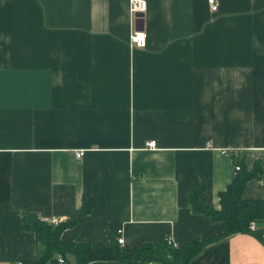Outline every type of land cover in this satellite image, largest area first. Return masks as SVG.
<instances>
[{"label":"crops","instance_id":"obj_1","mask_svg":"<svg viewBox=\"0 0 264 264\" xmlns=\"http://www.w3.org/2000/svg\"><path fill=\"white\" fill-rule=\"evenodd\" d=\"M215 1L145 0L135 46L128 0H0V264L36 258L25 213L60 222L82 194L94 205L61 238L92 248L221 232L188 194L218 207L222 150L264 169V0ZM242 196L264 198V172ZM187 264H264V246L234 233Z\"/></svg>","mask_w":264,"mask_h":264},{"label":"trees","instance_id":"obj_2","mask_svg":"<svg viewBox=\"0 0 264 264\" xmlns=\"http://www.w3.org/2000/svg\"><path fill=\"white\" fill-rule=\"evenodd\" d=\"M233 165V175L226 187L218 192V207L203 206L198 196L203 185L188 194L189 208L193 213L203 214L212 221L221 224V232L208 238L193 237L188 241L168 245L163 240L155 243H142L131 248H123L110 235L108 246L98 244L92 248L88 242L76 241L72 236L61 238L64 229L82 221L94 205V200L87 194H82L80 205L70 216L56 224L42 221L34 213H25L22 227L35 233L37 255L33 261L24 264H57V257H62L66 263L89 264L92 261H105L109 264H148L145 257L156 258V264H187L206 245L223 239L234 233L249 232L264 246V227L249 230L250 222H264V198H244L243 186L246 181L257 178L264 172L258 161L251 167H246L243 158L230 153ZM237 166V169H234ZM53 256H56L55 258Z\"/></svg>","mask_w":264,"mask_h":264},{"label":"built area","instance_id":"obj_3","mask_svg":"<svg viewBox=\"0 0 264 264\" xmlns=\"http://www.w3.org/2000/svg\"><path fill=\"white\" fill-rule=\"evenodd\" d=\"M206 3L208 4L209 9L211 11L216 10L217 3L215 0H206ZM145 7H146L145 0H128V11H129V14L131 15V17L133 19H136L137 15L139 13H143L145 10ZM144 42H145V32L143 30H134L129 36V44H131V45L143 46ZM263 99H264V92H263ZM147 146L151 147V148L154 147V141L147 142ZM222 153L227 155V156L229 155V153L224 151V150H222ZM81 155H82V151H80V150L74 152V156L77 158H79ZM234 169L236 170L237 166H234ZM44 221L51 223V224H56L59 222L55 218H52L49 220H44ZM248 228H249V230L254 229L253 222L249 223ZM164 241L168 245H172V246L175 245L173 243V241L170 239V237H165ZM116 242L118 244H120L122 242V238L121 237L116 238ZM17 264H21V263H17ZM57 264H68V263H66V261L62 257L58 256L57 257Z\"/></svg>","mask_w":264,"mask_h":264},{"label":"water","instance_id":"obj_4","mask_svg":"<svg viewBox=\"0 0 264 264\" xmlns=\"http://www.w3.org/2000/svg\"><path fill=\"white\" fill-rule=\"evenodd\" d=\"M142 16H143V13H139L137 15V18L134 21L135 29L136 30H137V28L140 29V30H142Z\"/></svg>","mask_w":264,"mask_h":264}]
</instances>
